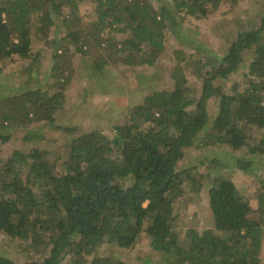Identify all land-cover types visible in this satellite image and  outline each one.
Instances as JSON below:
<instances>
[{
    "label": "trees",
    "instance_id": "1",
    "mask_svg": "<svg viewBox=\"0 0 264 264\" xmlns=\"http://www.w3.org/2000/svg\"><path fill=\"white\" fill-rule=\"evenodd\" d=\"M88 1L95 6L97 31L123 36L119 43H108L109 49L129 52L124 64L149 67L165 49L174 16L182 22L203 19L222 3L237 4ZM78 5L79 0H0V59H33V44L53 25L65 29L58 39L62 52L70 50L67 41H76L73 52L85 53L93 36L73 27ZM93 41L95 46L103 43L99 37ZM174 53L182 66L173 71V88L145 96L112 127L111 136L97 129L82 131L58 158L59 167L39 147L27 153L14 150L0 160V232L28 238V249L41 255L47 250L41 261L22 264H61L68 254L77 264H85L87 257L88 264H127L118 256L94 253L105 243L131 249L141 235L157 256L171 255L170 264H261L264 185L254 209L231 179L200 173L184 160L191 151L222 146L232 155L233 169L246 173L257 156L264 157V13L259 26L239 33L224 55L188 65V54ZM244 63L240 76L247 79L245 86L222 91L220 83ZM191 65L201 74L196 95L183 73ZM62 96L41 88L29 91L25 97L36 106L24 112L33 113L30 121L49 123ZM6 141L0 133V143ZM211 175L206 210L212 226L189 229L180 239L174 226L180 215L177 201L199 194ZM0 264L18 263L0 256Z\"/></svg>",
    "mask_w": 264,
    "mask_h": 264
},
{
    "label": "rangeland",
    "instance_id": "2",
    "mask_svg": "<svg viewBox=\"0 0 264 264\" xmlns=\"http://www.w3.org/2000/svg\"><path fill=\"white\" fill-rule=\"evenodd\" d=\"M263 4L264 0H237L236 6L222 3L203 19L187 18L182 22L174 16L169 21L170 32L165 37V49L155 65L149 67L124 64L123 58H128L130 53L118 52L114 48L110 50L108 44L119 43L123 36L116 33L108 35L104 31L99 33L94 26L97 20L95 6L88 0H79L73 27L81 35L93 36L88 41L90 45L84 48L85 53L73 52L76 41H67L70 50L62 52L58 48V39L63 37L65 29L53 25L48 28L44 38L33 44V59H20L17 56L0 59V133L7 137L5 143H0V160L7 159L14 150L27 153L31 148L39 147L48 151L50 163L59 167L58 158L64 155L68 145L79 133L97 129L111 136L112 127L120 123L130 108L141 104L145 96L171 90L174 85L173 71L175 67L182 66L177 65L175 51L188 54V65L193 60L224 55L239 33L259 26L264 13ZM95 37L102 40L100 46H95ZM245 67L244 63L229 80L222 81L220 89L229 92L234 85L243 88L246 83L242 82L247 79L243 80L240 72ZM183 73L186 84L194 89L196 95L201 74L192 65L184 68ZM40 88L49 95L56 92L63 94L61 107L49 123L35 119L30 121L33 113L26 116L24 112L25 107L36 106L27 100L25 94ZM227 152L222 146H212L191 151L192 156L188 154L184 161L200 173L211 172L231 179L239 193L255 209L259 190L264 185V157L257 156L254 168L243 173L233 169L232 155ZM213 177L206 178L199 194L188 198L183 196L177 201L176 210L180 215L174 220V226L180 239L189 229L201 231L204 227L212 226L206 201ZM27 239L10 237L0 232V256L18 264L41 261L47 250L41 255L28 249ZM110 255L118 256L127 264H170L173 261L171 255L157 256L149 248L145 235H141L131 249L105 243L94 253V256L101 257ZM260 259L261 264H264V241ZM90 260L91 257H87L85 264ZM76 262L68 254L61 264Z\"/></svg>",
    "mask_w": 264,
    "mask_h": 264
}]
</instances>
